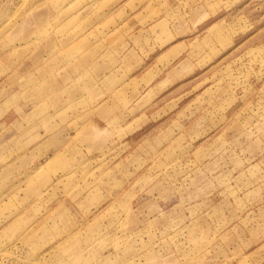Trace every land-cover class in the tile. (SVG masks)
I'll use <instances>...</instances> for the list:
<instances>
[{"label": "rangeland", "instance_id": "obj_1", "mask_svg": "<svg viewBox=\"0 0 264 264\" xmlns=\"http://www.w3.org/2000/svg\"><path fill=\"white\" fill-rule=\"evenodd\" d=\"M0 264H264V0H0Z\"/></svg>", "mask_w": 264, "mask_h": 264}, {"label": "bare ground", "instance_id": "obj_2", "mask_svg": "<svg viewBox=\"0 0 264 264\" xmlns=\"http://www.w3.org/2000/svg\"><path fill=\"white\" fill-rule=\"evenodd\" d=\"M33 112H34V111H33ZM33 115H40V113L35 112V114L33 113ZM45 122H46V121H43L42 124L44 125ZM57 153H58V152H54L52 156H54V155L57 154ZM52 156H51V157H52ZM28 174H29L28 172L25 174V178H26V180L32 178V176H33L32 174H30V175H28Z\"/></svg>", "mask_w": 264, "mask_h": 264}]
</instances>
